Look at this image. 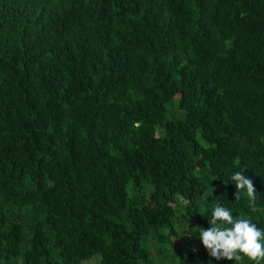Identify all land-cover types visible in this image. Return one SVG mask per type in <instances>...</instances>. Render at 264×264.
I'll list each match as a JSON object with an SVG mask.
<instances>
[{"label": "trees", "instance_id": "trees-1", "mask_svg": "<svg viewBox=\"0 0 264 264\" xmlns=\"http://www.w3.org/2000/svg\"><path fill=\"white\" fill-rule=\"evenodd\" d=\"M217 203L264 229V0H0V264H249Z\"/></svg>", "mask_w": 264, "mask_h": 264}, {"label": "clouds", "instance_id": "clouds-1", "mask_svg": "<svg viewBox=\"0 0 264 264\" xmlns=\"http://www.w3.org/2000/svg\"><path fill=\"white\" fill-rule=\"evenodd\" d=\"M230 179L236 192L246 193L250 206L256 210L257 195L252 181L242 172H235ZM208 224L206 230L197 229L198 239L210 257L235 262L247 260L249 264L264 262V229L251 219L235 217L229 208L217 203Z\"/></svg>", "mask_w": 264, "mask_h": 264}, {"label": "rangeland", "instance_id": "rangeland-1", "mask_svg": "<svg viewBox=\"0 0 264 264\" xmlns=\"http://www.w3.org/2000/svg\"><path fill=\"white\" fill-rule=\"evenodd\" d=\"M179 245H185L186 243H188V240H184V239H178L177 240ZM191 244V243H188ZM193 247H195V245L191 244ZM95 260V259H94Z\"/></svg>", "mask_w": 264, "mask_h": 264}]
</instances>
